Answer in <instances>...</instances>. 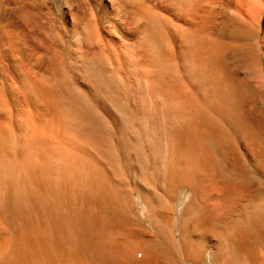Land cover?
I'll return each mask as SVG.
<instances>
[{
  "label": "bare ground",
  "instance_id": "obj_1",
  "mask_svg": "<svg viewBox=\"0 0 264 264\" xmlns=\"http://www.w3.org/2000/svg\"><path fill=\"white\" fill-rule=\"evenodd\" d=\"M263 15L0 0V264H263Z\"/></svg>",
  "mask_w": 264,
  "mask_h": 264
},
{
  "label": "rangeland",
  "instance_id": "obj_2",
  "mask_svg": "<svg viewBox=\"0 0 264 264\" xmlns=\"http://www.w3.org/2000/svg\"><path fill=\"white\" fill-rule=\"evenodd\" d=\"M261 24H262V26L264 28V15H263V17L261 19ZM261 34H260L261 35L260 37H262V36L264 37V35H263L264 34V30H261ZM257 53H258L257 54V56H258V65L256 66L255 70L249 72L246 75V77L250 81H252V83H253V87H252L251 92H250L251 93L250 94L251 95L250 100L256 106V108L258 110H260V111H262V113H264V45L260 46V48L258 49ZM187 193L189 194V191L187 189L181 190V193H180L179 197L176 200V202H177L176 203V208H177L176 218L179 217V215H180V213L182 211V208L185 205L186 201H185L184 197H186V195H188ZM183 199H184L185 202L183 201ZM135 200H136L137 205H138L137 206L138 207L137 211L140 212L141 211V206H140V202L138 201L139 200L138 196H135ZM177 227H178V224H177ZM177 227L175 228V235H178L177 230L179 228L177 229ZM251 245H252L251 246L252 248L259 247L256 244L255 240L251 242ZM261 254H263V257H264V253L261 252ZM261 254H260V256H261ZM140 257H141V255H140ZM263 260H264V258L261 261L264 262ZM196 264H215V263L213 262L212 256L209 253H207V254L204 255L203 261L200 262V263H196Z\"/></svg>",
  "mask_w": 264,
  "mask_h": 264
}]
</instances>
